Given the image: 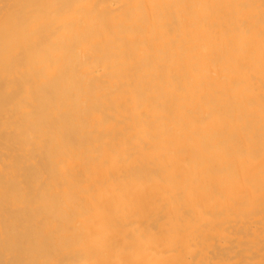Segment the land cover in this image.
<instances>
[{"label":"bare ground","instance_id":"obj_1","mask_svg":"<svg viewBox=\"0 0 264 264\" xmlns=\"http://www.w3.org/2000/svg\"><path fill=\"white\" fill-rule=\"evenodd\" d=\"M0 264H264V0H0Z\"/></svg>","mask_w":264,"mask_h":264}]
</instances>
